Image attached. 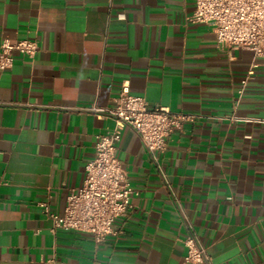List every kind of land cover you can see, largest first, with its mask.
<instances>
[{"label":"crops","instance_id":"0c3cea01","mask_svg":"<svg viewBox=\"0 0 264 264\" xmlns=\"http://www.w3.org/2000/svg\"><path fill=\"white\" fill-rule=\"evenodd\" d=\"M193 0H0V44L36 42L0 70V264H264V56L216 42L187 20ZM244 81V83H243ZM129 94L195 114L155 159L125 127L116 156L137 192L101 242L55 228L82 185L92 108Z\"/></svg>","mask_w":264,"mask_h":264},{"label":"built area","instance_id":"2783aa9c","mask_svg":"<svg viewBox=\"0 0 264 264\" xmlns=\"http://www.w3.org/2000/svg\"><path fill=\"white\" fill-rule=\"evenodd\" d=\"M187 20L209 26L220 45L248 49L255 57L264 56V0H193V11ZM37 50L36 42L31 40L2 41L0 70L12 66L14 51L32 57ZM92 110L111 118L114 126L96 137L94 155L84 167L83 183L68 191L63 214L50 212L46 206L44 212L55 228L88 233L96 242H101L114 232V220L129 214L130 198L137 193L116 156L121 130L125 127L134 130L145 150L155 159L156 154L166 150L168 137L197 116L171 112L159 106L150 107L143 98L129 94L128 82H124L119 94L113 98L112 106H94ZM183 244L185 263L211 264L205 248L193 234L186 237Z\"/></svg>","mask_w":264,"mask_h":264}]
</instances>
